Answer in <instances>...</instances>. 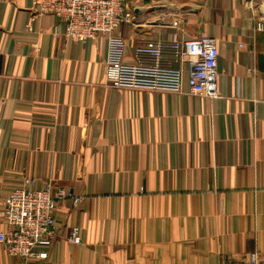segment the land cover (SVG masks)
<instances>
[{"label": "crops", "instance_id": "obj_1", "mask_svg": "<svg viewBox=\"0 0 264 264\" xmlns=\"http://www.w3.org/2000/svg\"><path fill=\"white\" fill-rule=\"evenodd\" d=\"M151 1L131 0L134 22L117 30L124 59L150 64L139 49L161 42L160 60L178 65L175 30L156 23L163 8ZM170 1L183 37L216 39L217 98L111 87L105 37L72 41L56 15L33 17L36 0H0V210L27 177L81 196L55 210L47 259L0 245V264L264 259V33L245 0ZM74 226L81 244L67 241Z\"/></svg>", "mask_w": 264, "mask_h": 264}, {"label": "built area", "instance_id": "obj_2", "mask_svg": "<svg viewBox=\"0 0 264 264\" xmlns=\"http://www.w3.org/2000/svg\"><path fill=\"white\" fill-rule=\"evenodd\" d=\"M131 0H36L33 17L53 14L65 24L64 36L72 41L85 43L105 37L107 55L104 61L105 82L114 88L131 91L150 90L187 93L191 95L217 98L219 91V48L216 39L201 35L183 37L185 17L175 2L152 0L150 5L161 6L156 23L175 30L170 44L174 47L178 65L160 60L165 44L154 48H142L139 52L155 54L152 63H128L124 59L125 39L118 28L123 24H133ZM255 22V30L264 33V0H245ZM29 30L33 25L27 24ZM241 46L243 44L241 43ZM188 66L187 87H185ZM254 72V69H248ZM36 178L27 177L21 187L14 188L5 198L0 210V219L6 229L0 231V245L9 257H19L26 261L48 258V248L59 233L55 210L60 202L71 200L78 205L81 196L70 192L52 181L36 187ZM67 241L81 244L79 226H74ZM220 264H264L258 252L241 260L221 259Z\"/></svg>", "mask_w": 264, "mask_h": 264}]
</instances>
